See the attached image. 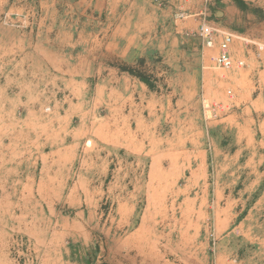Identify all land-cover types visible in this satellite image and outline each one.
<instances>
[{
    "label": "rangeland",
    "instance_id": "1",
    "mask_svg": "<svg viewBox=\"0 0 264 264\" xmlns=\"http://www.w3.org/2000/svg\"><path fill=\"white\" fill-rule=\"evenodd\" d=\"M0 264H264V0H0Z\"/></svg>",
    "mask_w": 264,
    "mask_h": 264
},
{
    "label": "built area",
    "instance_id": "2",
    "mask_svg": "<svg viewBox=\"0 0 264 264\" xmlns=\"http://www.w3.org/2000/svg\"><path fill=\"white\" fill-rule=\"evenodd\" d=\"M205 38L208 40L210 46H214V40L212 38V31L210 28L204 30ZM234 43L233 35H227L223 38L219 45V55L216 61L217 68L222 70H232L235 67L243 68L246 66L243 60H236L231 51V46Z\"/></svg>",
    "mask_w": 264,
    "mask_h": 264
},
{
    "label": "crops",
    "instance_id": "3",
    "mask_svg": "<svg viewBox=\"0 0 264 264\" xmlns=\"http://www.w3.org/2000/svg\"><path fill=\"white\" fill-rule=\"evenodd\" d=\"M232 13H236V8H234L233 6L229 5V7L227 8V16L230 18V14H232Z\"/></svg>",
    "mask_w": 264,
    "mask_h": 264
},
{
    "label": "trees",
    "instance_id": "4",
    "mask_svg": "<svg viewBox=\"0 0 264 264\" xmlns=\"http://www.w3.org/2000/svg\"><path fill=\"white\" fill-rule=\"evenodd\" d=\"M243 4V2H239V5H242ZM141 77V79L144 81V82H147L148 83V81H147V79L146 78H144L143 76H140Z\"/></svg>",
    "mask_w": 264,
    "mask_h": 264
}]
</instances>
